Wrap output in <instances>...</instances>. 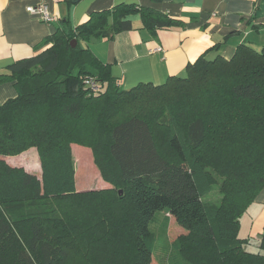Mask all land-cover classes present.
I'll list each match as a JSON object with an SVG mask.
<instances>
[{
  "label": "trees",
  "instance_id": "trees-1",
  "mask_svg": "<svg viewBox=\"0 0 264 264\" xmlns=\"http://www.w3.org/2000/svg\"><path fill=\"white\" fill-rule=\"evenodd\" d=\"M134 13L152 31L182 25L120 3L64 21L0 73L17 92L0 104V264H264V225L258 252L238 235L264 187V48L203 53L183 74L125 89L79 40L129 31ZM73 143L122 195L77 189ZM31 148L38 173L10 163ZM162 212L188 233L166 261L150 227Z\"/></svg>",
  "mask_w": 264,
  "mask_h": 264
},
{
  "label": "crops",
  "instance_id": "crops-1",
  "mask_svg": "<svg viewBox=\"0 0 264 264\" xmlns=\"http://www.w3.org/2000/svg\"><path fill=\"white\" fill-rule=\"evenodd\" d=\"M120 3L156 8L182 22L152 31L134 13L129 31L109 39L79 40L125 89L139 83L161 84L183 74L187 64L203 53L209 59L229 58L239 44L264 48V0H0V73L12 62L32 56L35 46L60 30L64 21L76 26L91 12ZM37 5H45L57 20L44 22L26 9ZM16 93L12 82L0 83V104ZM251 203L258 208L253 223L261 221L263 226L264 187Z\"/></svg>",
  "mask_w": 264,
  "mask_h": 264
},
{
  "label": "rangeland",
  "instance_id": "rangeland-1",
  "mask_svg": "<svg viewBox=\"0 0 264 264\" xmlns=\"http://www.w3.org/2000/svg\"><path fill=\"white\" fill-rule=\"evenodd\" d=\"M158 138L161 148H164L163 137L159 134ZM71 150L75 166L76 186L79 191H108L112 189V191L104 195L105 198H114L117 193L122 195V189H113V186L103 179L97 163L98 155L90 146L73 143L71 144ZM10 163L23 164L26 169L39 172V160L35 149L32 148L10 159ZM257 213L258 208L254 203H251L239 218L238 235L241 239L248 240L245 249L250 252H258L259 236L263 228L261 221L256 220L253 223ZM129 225L127 228H129ZM150 227L158 235L156 253L157 257L162 261H166L167 255L170 252H174L170 246L177 238L182 237L185 239L184 245H188V233L180 228L166 212L157 214ZM129 233L130 231L127 229L125 236H129ZM194 251V249H191V252Z\"/></svg>",
  "mask_w": 264,
  "mask_h": 264
},
{
  "label": "built area",
  "instance_id": "built-area-1",
  "mask_svg": "<svg viewBox=\"0 0 264 264\" xmlns=\"http://www.w3.org/2000/svg\"><path fill=\"white\" fill-rule=\"evenodd\" d=\"M26 9L29 13H34L39 15L40 19L44 22L50 23L57 20V18L53 14L49 13L45 5L28 6ZM85 83L90 85L93 89H96L95 83L93 82L92 79L90 78L85 79Z\"/></svg>",
  "mask_w": 264,
  "mask_h": 264
},
{
  "label": "water",
  "instance_id": "water-1",
  "mask_svg": "<svg viewBox=\"0 0 264 264\" xmlns=\"http://www.w3.org/2000/svg\"><path fill=\"white\" fill-rule=\"evenodd\" d=\"M72 43H73L72 46H75L77 41L74 39V40H72Z\"/></svg>",
  "mask_w": 264,
  "mask_h": 264
}]
</instances>
